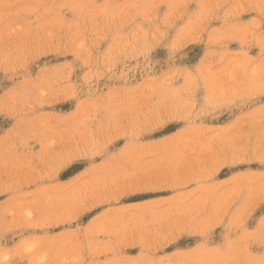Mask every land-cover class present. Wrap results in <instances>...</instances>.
I'll use <instances>...</instances> for the list:
<instances>
[{
  "label": "rangeland",
  "instance_id": "rangeland-1",
  "mask_svg": "<svg viewBox=\"0 0 264 264\" xmlns=\"http://www.w3.org/2000/svg\"><path fill=\"white\" fill-rule=\"evenodd\" d=\"M0 264H264V0H0Z\"/></svg>",
  "mask_w": 264,
  "mask_h": 264
}]
</instances>
